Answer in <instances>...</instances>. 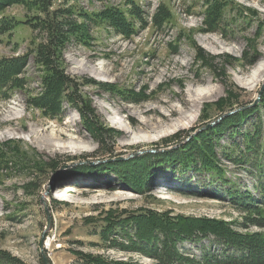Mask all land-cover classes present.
Returning a JSON list of instances; mask_svg holds the SVG:
<instances>
[{
	"label": "rangeland",
	"instance_id": "1",
	"mask_svg": "<svg viewBox=\"0 0 264 264\" xmlns=\"http://www.w3.org/2000/svg\"><path fill=\"white\" fill-rule=\"evenodd\" d=\"M135 1L144 18L134 34L123 36L91 23L84 41L72 39L62 51L66 74L77 85L95 127L110 132L101 134L86 125L71 104L62 105L63 117L58 118L32 106L31 98L42 91L32 56L22 75L28 79L26 90L0 101V251L23 264H45L44 256L49 264H88L90 256L123 264H160L148 254L114 246L127 245L129 236L122 226L103 234L110 219L119 222L142 210L223 221L239 234L259 232L264 243V227L253 223L264 210L238 207L258 205L259 190L247 171L252 167L245 166L254 154L246 152L244 159L239 154L245 152L244 132L256 118L227 126L223 133L211 131L263 98L264 89L254 103L264 76L258 85L238 80L264 58V0ZM128 2L69 0L64 5L97 12L107 6L126 10ZM159 9L169 14L161 27L151 22ZM212 12L223 23L220 30L205 23ZM4 14L21 22L0 35V56L30 53L43 35L26 21L39 11L15 3ZM201 90L207 94L198 107L185 108L191 94ZM171 107L179 112L172 115ZM148 108L154 111L146 112ZM182 110L188 116H179ZM259 111L264 121V109ZM115 115L120 120H113ZM179 118L183 121L172 130L170 125H177ZM120 121L131 135L121 133L115 124ZM161 121L164 124L157 126ZM205 131L213 133L207 136L212 156L189 151L192 139ZM234 142L241 152L231 146ZM143 161L152 165L147 175ZM210 165L215 169L209 170ZM123 169L129 173L122 174ZM131 172L146 184L133 188ZM89 189L96 191L78 193ZM194 240L178 245L191 259L180 264H231L229 260L243 253L226 252L212 239Z\"/></svg>",
	"mask_w": 264,
	"mask_h": 264
},
{
	"label": "trees",
	"instance_id": "2",
	"mask_svg": "<svg viewBox=\"0 0 264 264\" xmlns=\"http://www.w3.org/2000/svg\"><path fill=\"white\" fill-rule=\"evenodd\" d=\"M66 1L69 0H0V35L14 31L21 22L15 17L4 14L7 6L15 3H23L39 11L40 15L27 20L26 23L33 30H39L43 35V40L36 44L34 48H31L30 53L0 56V101H8L15 96L16 92L26 90L28 79L22 75L32 56L33 62L38 66L41 74L42 91L31 98V105L40 109L48 117L58 118L63 115L62 105L65 103L71 104L77 108L86 125L90 123L95 131L106 134L110 132V129L106 131L95 127L92 113L86 109V103L80 98L77 85L66 74L62 63V51L72 39L76 38L84 41L91 23L98 26L104 25L118 34L130 36L136 32V25L144 18V11L135 0H129L127 3L128 9L126 10L117 6H107L97 12L76 11L74 7L65 8L64 3ZM97 1L104 2L107 0ZM168 18L169 14L159 9L158 12L152 15L151 22L155 26L161 27ZM219 18L216 12H212L205 17V23L214 26L213 30L215 31L220 30L223 23ZM196 46L200 53H203L200 47ZM260 107L264 109V94L260 103L256 104L254 108H246L235 112L211 130L212 132L219 131V133H223L227 126H236L234 124H238L249 117L256 118L252 129L244 132L243 135L242 142L245 152L239 153L242 159L245 158L244 154L246 152L254 154L251 156L250 161H246L245 166L251 164L252 168L247 169V171L255 178L256 188L259 190L257 195L258 205L238 204V207H243V210L254 212L264 210V121H262L263 117H261L259 111ZM208 132L205 131L192 139L189 144V151L195 150L197 154H202L203 151L204 154L212 156L214 154L212 144L207 142L211 138L207 136L213 133ZM191 144L192 149H190ZM231 146L237 150L239 148V152L242 150L237 142H234ZM187 154L184 156L188 157ZM190 155H194V153ZM144 163L143 161L141 167L146 169L147 175L151 163L150 161L149 164L146 162L144 165ZM54 166L53 164L52 167ZM213 169L215 168L210 165L209 170ZM127 173L129 172L125 170L122 172L124 175H127ZM133 173L129 174L134 182L129 181L130 184L132 183L133 188L143 187L146 184L145 179L142 180V176H139L136 172ZM228 182L230 184V180ZM236 201L239 202V199ZM253 223L259 227H264V215L255 216ZM120 226L126 231L124 234L129 236L127 245L114 243V246L148 254L158 259L160 264H180L185 258L191 261L190 258L184 257L178 249L180 243L191 241V239H195L194 241L212 239V242L215 241L222 245L227 250L226 252H230L231 249V253H236V251H239L238 249L242 250L243 253L235 260L228 261L231 264L264 263V243L263 239L260 238V233L239 234L232 231L227 223L223 221L212 222L205 218L174 217L158 211L142 210L138 214H132L119 222L110 219L103 229V234H109ZM131 227H133L132 232L129 230ZM256 250L259 255H256ZM87 262L88 264H123L104 261L98 256H90V258H87ZM0 264L23 263L10 253L0 251Z\"/></svg>",
	"mask_w": 264,
	"mask_h": 264
},
{
	"label": "bare ground",
	"instance_id": "3",
	"mask_svg": "<svg viewBox=\"0 0 264 264\" xmlns=\"http://www.w3.org/2000/svg\"><path fill=\"white\" fill-rule=\"evenodd\" d=\"M206 40H209L210 37H206L205 38ZM212 42L216 41L215 39L211 38ZM196 44V43H195ZM197 45V44H196ZM261 55V54H260ZM263 58V57H262ZM252 67V66H251ZM93 69H95V67H93ZM264 76V58L263 59H260L258 60V62L255 64V66L249 70L247 73H246V77L244 80H238L239 82H241V84L243 83L245 86H248L249 84H254V85H258L261 81H262V78ZM206 92L204 90H201V91H197V92H194V94H191V98L189 100H186L184 102V107L189 109L190 111H192L193 109H195L196 107H198V104L200 102L203 101V99L205 98L206 96ZM220 98V97H219ZM220 100V99H219ZM221 102V101H220ZM218 103V101H217ZM187 110V111H189ZM146 112H152L154 111L153 108H148L145 110ZM10 113H12V110L9 111ZM179 111L174 108V107H171V114L174 115L176 113H178ZM181 117H185V116H188V114L186 113L185 110H182V112L180 113ZM9 119L11 116H7ZM119 117L118 115H115L112 117L113 120H117ZM122 118V117H121ZM180 119V118H179ZM120 120V118H119ZM163 121H168L167 118H163ZM183 120L180 119L178 120V124L176 125L174 123V125H170V128L173 129H176L177 126H179V123H181ZM164 122H157L156 125L157 126H161L162 124H164ZM116 125H118L117 127L121 129V133H122V130L127 134V135H131L132 133V130H129L127 127H126V124H125V121H120V122H115ZM170 130V129H169ZM171 130V131H172ZM86 188V187H85ZM96 190H93V189H89V190H82L80 192H78L79 194L81 195H84L86 193H90V194H94ZM169 197H171V199L173 201H184L183 197H179L178 195H172L171 194H167ZM57 197H61V195H57ZM167 197V196H166ZM190 200V199H189ZM188 204V203H187ZM177 226V225H176ZM173 227V225H172Z\"/></svg>",
	"mask_w": 264,
	"mask_h": 264
},
{
	"label": "water",
	"instance_id": "4",
	"mask_svg": "<svg viewBox=\"0 0 264 264\" xmlns=\"http://www.w3.org/2000/svg\"><path fill=\"white\" fill-rule=\"evenodd\" d=\"M263 89H264V83H263V85H262V87H261V89L259 91L258 97L256 98V100L254 102L255 104L260 100V96H261V93H262ZM44 261H45V264H49V261L45 258V256H44Z\"/></svg>",
	"mask_w": 264,
	"mask_h": 264
}]
</instances>
